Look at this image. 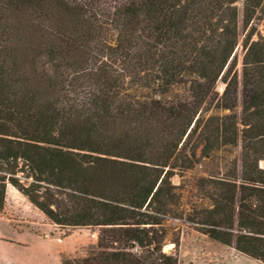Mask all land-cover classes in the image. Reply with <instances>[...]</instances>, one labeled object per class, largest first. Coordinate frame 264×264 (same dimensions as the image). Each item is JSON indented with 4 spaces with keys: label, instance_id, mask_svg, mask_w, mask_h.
<instances>
[{
    "label": "trees",
    "instance_id": "trees-1",
    "mask_svg": "<svg viewBox=\"0 0 264 264\" xmlns=\"http://www.w3.org/2000/svg\"><path fill=\"white\" fill-rule=\"evenodd\" d=\"M237 1L0 0V210L11 184L58 224L101 228L61 264H179L172 177L239 139L240 168L202 178L211 206L187 219L264 262V35L239 71ZM262 6L244 1L247 25Z\"/></svg>",
    "mask_w": 264,
    "mask_h": 264
},
{
    "label": "rangeland",
    "instance_id": "rangeland-1",
    "mask_svg": "<svg viewBox=\"0 0 264 264\" xmlns=\"http://www.w3.org/2000/svg\"><path fill=\"white\" fill-rule=\"evenodd\" d=\"M244 1H237L239 41L235 52L239 71L245 53L243 41L249 30L254 32L252 39L257 40L264 35V6L247 25L243 17ZM217 88L221 93L224 84L219 82ZM184 90V86H179L173 93H181ZM222 113L226 114L228 110ZM237 113L241 117V106L238 107ZM193 143L194 141L191 145ZM241 150L240 139L237 145L222 147L208 156H202L201 148H198L197 162L191 168L178 170L173 175L172 182L179 195L180 216H171L165 221L163 249L168 253H176L179 264H264L263 261L238 251L234 246L210 238L197 230L187 219L194 210L211 206L206 191L200 187V180L213 175L223 176L233 167L235 161L240 168ZM260 165L264 168V159L260 160ZM8 186L10 192L7 193L3 209L0 210V253L5 258L13 257L11 264H61L66 258L88 256L102 243L100 227L58 224L34 205L28 196L11 184ZM12 230H19L22 233L16 235L22 241L32 236L28 237L29 246L21 245V242L16 245L8 243L11 241L9 237ZM0 264L9 263L0 259Z\"/></svg>",
    "mask_w": 264,
    "mask_h": 264
},
{
    "label": "crops",
    "instance_id": "crops-1",
    "mask_svg": "<svg viewBox=\"0 0 264 264\" xmlns=\"http://www.w3.org/2000/svg\"><path fill=\"white\" fill-rule=\"evenodd\" d=\"M8 190H7V193L9 194V186H8V188H7ZM14 233V234H13ZM22 233L19 231V230H12V234L10 235V239H11V241H9L8 243H10L11 245H16V243H20L21 242V245H24V246H29V239H28V237H32V236H28L24 241H22L20 238H18L16 235H21ZM32 235V234H31ZM13 247H15V246H13ZM8 258V259H7ZM7 258H5L4 256H3V254L2 253H0V259L2 260V261H4L5 263H9V264H11L12 262V258L13 257H9V256H7Z\"/></svg>",
    "mask_w": 264,
    "mask_h": 264
}]
</instances>
